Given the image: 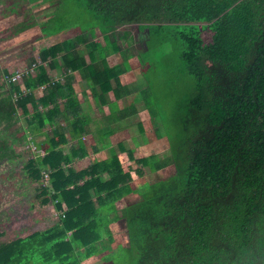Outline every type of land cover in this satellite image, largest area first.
I'll return each instance as SVG.
<instances>
[{
  "label": "trees",
  "instance_id": "trees-1",
  "mask_svg": "<svg viewBox=\"0 0 264 264\" xmlns=\"http://www.w3.org/2000/svg\"><path fill=\"white\" fill-rule=\"evenodd\" d=\"M47 4L45 20L18 9L23 21L4 38L36 25L48 37L73 33L40 49V64L34 57V72L20 83L5 78L25 63H13L0 75V91H7L16 116L13 125L18 112L28 117L27 140L44 153L29 146L25 153L20 170L32 198L0 225V264H82L93 256L106 264H264V0ZM133 28L145 33L147 52L158 57L162 51L148 69L154 74L161 65L169 82L172 95L163 100L161 120L170 155L136 159L130 150L125 167L111 149L108 157L77 170L71 164L90 152L82 140L90 133L89 119L68 75L77 71L102 106L109 93L122 99L121 76L132 57L124 41L126 29ZM109 55L122 60L109 65ZM59 65L62 81L48 71ZM141 76L149 94L148 79ZM110 115L117 122L127 119L125 111ZM47 125L46 139L37 143L34 137ZM97 134L101 141L112 131L104 127ZM69 140L77 143L64 152ZM117 148L126 152L122 142ZM169 165L174 174L167 179L133 182L146 169L155 173ZM129 195L139 199L119 208ZM110 216L124 222L127 237V247H117L118 263L98 247L104 234L111 240Z\"/></svg>",
  "mask_w": 264,
  "mask_h": 264
},
{
  "label": "rangeland",
  "instance_id": "rangeland-1",
  "mask_svg": "<svg viewBox=\"0 0 264 264\" xmlns=\"http://www.w3.org/2000/svg\"><path fill=\"white\" fill-rule=\"evenodd\" d=\"M37 1H46V3H48L49 0H0V3L4 7L3 12L6 13L11 10V7L18 10L27 3L39 4ZM44 8H47V6L37 8L34 13L37 12L36 14L38 17H41ZM62 11L63 8L61 3L59 12L62 17L60 18L63 22H66V18H63V16L65 15L67 17V13L64 14ZM50 13L48 12V15H50ZM72 16H74V14H72L71 17ZM68 17L69 19L71 18L69 15ZM18 20L20 19L12 18L11 22L15 23ZM57 23H60V20H57L56 24ZM9 24L11 25V23L8 22V25ZM81 24L83 25V22H81ZM1 26L4 27L5 25L2 24L0 27ZM126 31H128L129 34L127 35V40L124 41V47L129 49V53L132 57L127 61L128 72L121 76L122 84L125 86V94L123 98L115 100L113 94L109 93L107 95L109 103L102 106L99 101L93 98L86 82H83L84 84L80 85V88H78L83 107V116L89 119L87 129L90 133L85 134L83 140L85 144L93 141L96 148H99L101 144H103L104 147L96 152H92L89 148V156L86 157L88 159L84 158L85 161L82 162H76L77 160H75L71 164L72 167L77 170L88 166L94 161H100L108 157L111 149H114L125 167L130 163L127 154V151L130 150L133 151L134 158L136 159L156 156L163 160L170 155L165 136L166 132L161 120L164 116L162 106L165 105V101L163 102V100L167 95H172L167 87L169 82H167L168 79L165 78V72L162 70L161 65L160 68L157 69V73L154 74L148 69L150 67L148 66L150 62L157 63V61L160 60L162 57V51L158 57L154 56L150 51L147 52V48L145 47V33H139L136 28L131 30L126 29ZM31 35V37L27 36L25 38H20V40H22L19 42L21 45L15 44L12 41L0 44V57H2L1 55L3 52L9 50V54L12 56L9 55L10 57H8L10 59L19 60L17 56L20 52H23L21 48L24 47L27 49L26 51H28L29 57L32 55L31 49L34 48L33 50L36 51L35 60L38 61L39 49L50 44V42L46 41L44 37L40 35L39 28H35V31H33ZM72 35L73 33L70 34V30L69 33L67 32L65 34V36L69 37ZM7 36L9 35H6V37ZM26 40H30V43H25ZM58 40H60V38H58ZM121 60L122 58L119 55H109L108 58L109 65L118 64ZM4 61L5 60L2 62ZM13 63L14 62L11 64ZM25 64L27 67L31 66V58H28V61ZM141 73L148 79L150 84L149 94L145 79H143ZM57 79L60 78H56V80ZM5 91V89L0 91V225L6 222L11 215L15 216L21 213L24 206L27 205L32 198L30 187L20 170L25 153L28 151V146L31 143L28 142V136H30V134H27L24 130L27 126L26 118L28 117H25L18 112V123L13 125L16 116L10 112L11 106H9L10 102L7 100V91ZM28 107L31 108L30 105ZM120 111H125L127 119L117 122L110 114H116ZM122 114L123 113L118 116ZM157 120H159L162 125H160ZM11 126L16 129L10 130ZM20 126L23 129L20 128ZM104 127H108L112 131V134L103 138L101 141H97V132ZM107 131L108 130H105L103 132ZM103 132L101 130L99 134H102ZM125 138L126 140H124ZM119 142L124 144L126 149L125 153L118 151L117 144ZM90 146L92 147L93 144ZM173 174L174 168L172 165L155 173H150L146 169L144 176L142 178L134 176L133 182L142 185L144 181L153 182L167 179ZM138 199L139 196L137 195H129L124 198L122 202L118 203V207L121 208L125 204L132 203ZM52 212L53 217L56 218L57 213L54 210ZM109 228L111 230V240L104 234L98 247H106L107 251H110L107 255L111 256L114 263H118L121 261V257L119 256L118 251H116L117 247H127L124 222H118L113 216H110ZM112 253L114 254L111 255ZM122 261L124 262L123 259ZM82 264L106 263L101 257L93 256L89 259H85Z\"/></svg>",
  "mask_w": 264,
  "mask_h": 264
},
{
  "label": "crops",
  "instance_id": "crops-1",
  "mask_svg": "<svg viewBox=\"0 0 264 264\" xmlns=\"http://www.w3.org/2000/svg\"><path fill=\"white\" fill-rule=\"evenodd\" d=\"M37 2L39 4L27 3L28 5L26 4L25 6H23V9L25 11L31 9L32 10V13H34L35 10L37 8L41 7V6H43V7L44 6H47V8L50 7L49 4H47V3H41L40 1H37ZM3 8H4L3 5L0 3V25H2V24L5 25L4 27H2V26L0 27V44H4V43H7L8 41H12L15 44L21 45V43H19L20 41H22V40H20V38H25L27 36L31 37L32 36L31 33H33V31H35V28H39L40 35H42L46 41L50 42V44H48V45L45 44L46 46L44 48H47V47H49L52 44H55L57 42H60L63 38L66 37L65 36L66 33L64 34V32H61V33H59V34H57L55 36L48 37V35L45 34L42 31L41 26L36 25L34 27L28 28L25 31H22V32L18 33L16 36L11 37L10 39L5 40L4 38L6 37V35H8L11 32V29L14 28L15 26H17V24H19L20 22L23 21V16L21 15V13H18L20 10L17 11V10L14 9V12H11V10H10V11H8V12L5 13V12H3V10H4ZM47 8H44L43 9V11H42L43 14L41 15V17H38V15L36 14L37 12L34 13L35 16L37 18H39L40 20L47 19L48 17H46V15L48 14V11L47 12L45 11ZM12 18H19L20 20H18L15 23H12L11 22L12 21ZM8 22L11 23V25L10 24L8 25ZM57 37L60 38V40H58ZM25 43H30V40H26ZM42 48H40V49H42ZM33 49L34 48L31 49L32 50V55H30V57H29L28 56V51H26L27 49H25L24 47L21 48V50L23 52L22 53L20 52V54L17 56V58H19V60L10 59L9 57L12 56V55L9 54V50L3 52L2 55H1L2 57H0V69H1L0 72H1V74H2V72L4 70V68L7 67V66H9V65H11L12 62H14V63H16V62L17 63L18 62L27 63L28 58H31V60H32L35 57V52H36ZM3 60H5V61L2 62ZM48 71H49V75H50V77L52 79L55 80L56 78H60V80L62 81V76L61 75L63 74V70H62V68H61L60 65L58 67H53L52 69H49ZM68 78H70L68 80V84L73 89V96L76 97L78 99V101L81 103V98H80V94L78 92V88H80V85L84 84L83 82H85V81L82 80L80 74L77 71L71 72L68 75ZM40 94H41L40 91H39V93L37 92V95H40ZM17 123H15V124H17ZM10 128H11L10 130L16 129V128H13V127H10ZM49 130H50V127H49V125H47L46 126V129L43 130V133H41L40 135H37V136L34 137V139L36 140V142L37 143H40V142L44 141L46 139V134H48V131ZM90 139H91V135H90ZM124 140H126V138ZM83 142H84V140H83ZM76 143H77L76 140L70 141L69 144H68V146L65 147L66 149L64 150V152H67V150L70 147V145H76ZM91 144H95V143L93 141L88 142V144H86L87 145V148H90L91 147L90 146ZM85 159H88V158H85ZM85 159H81V160L80 159H77L76 162H78V161L82 162V161H85ZM79 169H82V168H79Z\"/></svg>",
  "mask_w": 264,
  "mask_h": 264
},
{
  "label": "built area",
  "instance_id": "built-area-1",
  "mask_svg": "<svg viewBox=\"0 0 264 264\" xmlns=\"http://www.w3.org/2000/svg\"><path fill=\"white\" fill-rule=\"evenodd\" d=\"M37 64H40L39 60H38ZM37 64H31V66L26 67V68H24L22 70H16L13 74H11L9 76H6L5 82L9 83V84H17V83H19L24 76H27V75H29V74L34 72V69L36 68ZM43 65L46 66L45 63ZM41 89H42V87H41ZM29 147H30L31 151L34 152L35 154H39L40 156L44 155L43 151L37 150V148L34 146L33 143H30ZM44 178L45 179L47 178L46 174H44Z\"/></svg>",
  "mask_w": 264,
  "mask_h": 264
},
{
  "label": "bare ground",
  "instance_id": "bare-ground-1",
  "mask_svg": "<svg viewBox=\"0 0 264 264\" xmlns=\"http://www.w3.org/2000/svg\"><path fill=\"white\" fill-rule=\"evenodd\" d=\"M131 163V162H130ZM117 219V218H116Z\"/></svg>",
  "mask_w": 264,
  "mask_h": 264
}]
</instances>
